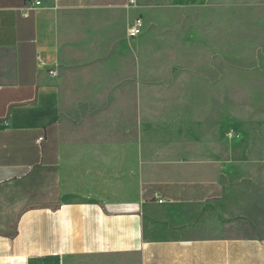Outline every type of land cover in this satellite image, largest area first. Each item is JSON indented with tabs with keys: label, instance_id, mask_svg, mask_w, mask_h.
Masks as SVG:
<instances>
[{
	"label": "crops",
	"instance_id": "0c3cea01",
	"mask_svg": "<svg viewBox=\"0 0 264 264\" xmlns=\"http://www.w3.org/2000/svg\"><path fill=\"white\" fill-rule=\"evenodd\" d=\"M131 3L0 0V264H264V232L243 217L229 231L214 181L152 184L132 162L72 158L62 66L93 15L124 20Z\"/></svg>",
	"mask_w": 264,
	"mask_h": 264
},
{
	"label": "rangeland",
	"instance_id": "374dc122",
	"mask_svg": "<svg viewBox=\"0 0 264 264\" xmlns=\"http://www.w3.org/2000/svg\"><path fill=\"white\" fill-rule=\"evenodd\" d=\"M121 9L124 20L93 15L91 40L62 66L66 142L83 150L72 158L116 160L119 173L132 162L152 184L214 181L229 231L243 217L264 232V0Z\"/></svg>",
	"mask_w": 264,
	"mask_h": 264
},
{
	"label": "built area",
	"instance_id": "2783aa9c",
	"mask_svg": "<svg viewBox=\"0 0 264 264\" xmlns=\"http://www.w3.org/2000/svg\"><path fill=\"white\" fill-rule=\"evenodd\" d=\"M132 2L134 3L135 0H132ZM40 3V1L38 2V4ZM143 20L141 18V16H138L137 18H135L131 23L130 26L128 28V36L130 38H135L138 37L139 34L142 32L143 29ZM42 64H44V62H41ZM52 74L56 75V72L51 70Z\"/></svg>",
	"mask_w": 264,
	"mask_h": 264
}]
</instances>
